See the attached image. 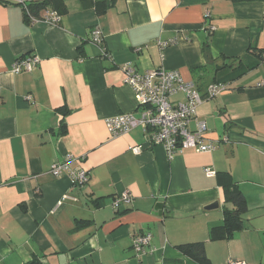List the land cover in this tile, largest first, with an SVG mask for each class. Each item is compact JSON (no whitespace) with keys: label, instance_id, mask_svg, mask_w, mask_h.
Here are the masks:
<instances>
[{"label":"crops","instance_id":"obj_1","mask_svg":"<svg viewBox=\"0 0 264 264\" xmlns=\"http://www.w3.org/2000/svg\"><path fill=\"white\" fill-rule=\"evenodd\" d=\"M18 1L0 0V264H200L178 247L201 242L210 264H264V0H62L58 26L28 23ZM28 55L38 68L12 74ZM128 63L193 82L204 102L190 129L206 123L216 150L169 159L141 125L112 137L108 119L141 115ZM216 82L228 90L210 100ZM67 157L90 173L85 187L51 175ZM221 173L248 205L230 238ZM125 193L133 201L116 211ZM65 195L74 200L59 205ZM145 232L155 251L137 257L132 241Z\"/></svg>","mask_w":264,"mask_h":264},{"label":"built area","instance_id":"obj_2","mask_svg":"<svg viewBox=\"0 0 264 264\" xmlns=\"http://www.w3.org/2000/svg\"><path fill=\"white\" fill-rule=\"evenodd\" d=\"M41 0H19L18 3L24 10V15L30 23L44 22L50 26H58L62 16L54 10L46 9L41 17L31 14L29 6ZM214 30L213 27L210 29ZM92 41L96 44L103 43L100 30L92 34ZM173 41H158V45L165 49ZM106 53V49L104 51ZM40 59L37 56H24L15 61L11 72L14 75L31 73L38 68ZM126 84L132 89L138 99V106L141 109L139 118L131 114H122L107 120V127L112 137L128 133L136 125L143 127L147 143L150 145H163L169 159L176 153L186 150L200 152H213L216 150V143L206 138L207 125L204 122L197 124V130L191 131L190 124L197 116L199 107L203 104L204 98L193 82L185 81L178 71H168L160 68L157 70L139 72L131 64L122 67ZM259 85H264V81ZM228 90L227 83H212L206 89L208 99H214ZM177 95L184 97L183 101L174 102ZM31 101L30 96L27 97ZM140 147L135 149L138 153ZM72 157L64 161L56 162L51 166L50 173L56 178L69 177L76 187L83 188L90 181V173L82 168H71ZM206 172L211 175L209 169ZM68 200H74L65 195L59 205ZM133 198L125 193L116 197L112 203L117 211L122 205H131ZM152 234L145 232L136 235L132 241V247L137 257L153 253ZM231 264H244L232 262Z\"/></svg>","mask_w":264,"mask_h":264},{"label":"trees","instance_id":"obj_3","mask_svg":"<svg viewBox=\"0 0 264 264\" xmlns=\"http://www.w3.org/2000/svg\"><path fill=\"white\" fill-rule=\"evenodd\" d=\"M230 1L238 3V2H251L257 0H230ZM29 8L31 14L36 17H41L42 13L46 9L57 11L61 16L62 13L65 12V8L62 5V0H41L39 2L32 3L29 6ZM25 19L28 23H30L29 19L26 16ZM204 52L208 63L211 62L213 58L210 54L211 52H210L209 41H207L204 44ZM219 176L221 177V179H224V177L228 179V180H222L226 203L229 204L230 206V208H226L224 212L225 222L222 227L223 229L222 234L223 237L230 238L235 232L244 229L243 215L247 212L248 205L245 196L236 186V184L232 181L230 175L226 173H221ZM213 237H214L213 239L219 238V236L216 235L215 233L213 234ZM178 248L184 255L196 260L200 264H210V261L206 255L205 244L203 242L184 244L179 246ZM26 264H44V263L41 261L39 257L36 256L33 257L32 260H30Z\"/></svg>","mask_w":264,"mask_h":264},{"label":"water","instance_id":"obj_4","mask_svg":"<svg viewBox=\"0 0 264 264\" xmlns=\"http://www.w3.org/2000/svg\"><path fill=\"white\" fill-rule=\"evenodd\" d=\"M218 208V204H215V205H210L206 208V210H213V209H216Z\"/></svg>","mask_w":264,"mask_h":264}]
</instances>
